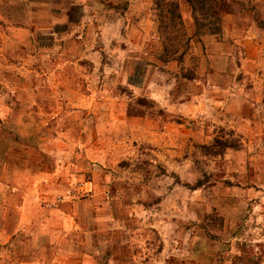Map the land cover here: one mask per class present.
Returning <instances> with one entry per match:
<instances>
[{"label":"rangeland","instance_id":"rangeland-1","mask_svg":"<svg viewBox=\"0 0 264 264\" xmlns=\"http://www.w3.org/2000/svg\"><path fill=\"white\" fill-rule=\"evenodd\" d=\"M205 15L0 0V264H264V0Z\"/></svg>","mask_w":264,"mask_h":264},{"label":"trees","instance_id":"trees-1","mask_svg":"<svg viewBox=\"0 0 264 264\" xmlns=\"http://www.w3.org/2000/svg\"><path fill=\"white\" fill-rule=\"evenodd\" d=\"M157 3H158V7L162 9L161 10L162 15L160 14V17H162V20H161L162 23L165 24V16H167L168 14L170 15V23L173 27H177V28L178 26L183 27L184 25L183 18L179 12V6L176 3H166V2H161V1H158ZM189 3L193 8L194 20L196 22V25L199 27V19L196 16V13L199 12L202 15L207 14L205 15L207 18L210 17L211 22H212L211 25L214 28V0H189ZM163 4H165L166 6H169L168 11H166L165 8L162 6ZM205 26L208 27V25L206 24L202 25V27H205ZM208 30L212 32L211 28H208ZM198 33L199 32H197V35H199ZM212 33L214 34V32ZM185 45L186 47H188L189 41H187ZM167 50L168 49L166 47V51ZM168 53H169V50H168Z\"/></svg>","mask_w":264,"mask_h":264}]
</instances>
